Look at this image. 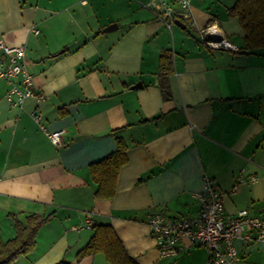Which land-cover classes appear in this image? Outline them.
Masks as SVG:
<instances>
[{
	"label": "crops",
	"instance_id": "1",
	"mask_svg": "<svg viewBox=\"0 0 264 264\" xmlns=\"http://www.w3.org/2000/svg\"><path fill=\"white\" fill-rule=\"evenodd\" d=\"M146 2L0 0V42L25 45L42 96L11 106L0 80V238L15 236L13 214L22 223L48 217L34 248L10 264H112L101 251L77 257L96 225H110L135 264H201L206 249L187 238L178 255L159 257L146 219L160 208L196 215L204 176L224 192L226 214L264 218V48H245L229 15L236 0H191L194 27L170 29ZM212 22L233 48L200 41L195 28ZM164 50L172 55L169 99L160 89ZM34 110L61 131L60 144ZM117 138L126 162L114 194L100 198L89 165ZM235 245L241 264H264V241Z\"/></svg>",
	"mask_w": 264,
	"mask_h": 264
},
{
	"label": "built area",
	"instance_id": "2",
	"mask_svg": "<svg viewBox=\"0 0 264 264\" xmlns=\"http://www.w3.org/2000/svg\"><path fill=\"white\" fill-rule=\"evenodd\" d=\"M146 6L154 10L169 29L175 25V20L194 27L191 0H147ZM33 31L37 32V29L33 28ZM195 32L209 48H233L216 23L196 27ZM24 60V44L9 46L0 42V80L9 83L5 98L11 106L21 107L30 97L42 98ZM31 114L50 141L60 144L61 131L48 130L38 111ZM238 181L243 182L244 178H238ZM194 197L198 204L194 216H175L165 208L148 214L146 224L159 257L178 255L182 238H187L192 246L206 249L207 256L201 264H241L235 240L264 241V218L250 215L247 209L226 214L224 192L208 176H204L202 188L194 193Z\"/></svg>",
	"mask_w": 264,
	"mask_h": 264
},
{
	"label": "trees",
	"instance_id": "3",
	"mask_svg": "<svg viewBox=\"0 0 264 264\" xmlns=\"http://www.w3.org/2000/svg\"><path fill=\"white\" fill-rule=\"evenodd\" d=\"M230 16H237L240 26L245 32V48H264V0H236L229 8ZM160 89L164 99L171 97L167 76L172 72V55L164 50L160 55ZM126 143L123 139H116V149L89 165L92 180L97 184L95 195L100 198H109L114 194L116 177L119 168L126 162ZM15 227V236L3 241L0 238V264H10L19 255L30 252L36 244V233L46 222L47 216L28 215L25 223L17 216L12 215ZM103 252L112 264H135L126 253L110 225L94 226V235L91 240L78 251L77 257L94 252ZM56 264H69L60 261Z\"/></svg>",
	"mask_w": 264,
	"mask_h": 264
},
{
	"label": "water",
	"instance_id": "4",
	"mask_svg": "<svg viewBox=\"0 0 264 264\" xmlns=\"http://www.w3.org/2000/svg\"><path fill=\"white\" fill-rule=\"evenodd\" d=\"M175 24L178 25V26H181V27H185V24L182 23V22L179 21V20H175ZM112 27H116V24H112V25L108 26V28H106V30H110V29H112ZM138 86H140V84H135V85L132 86V87L136 88V87H138Z\"/></svg>",
	"mask_w": 264,
	"mask_h": 264
}]
</instances>
